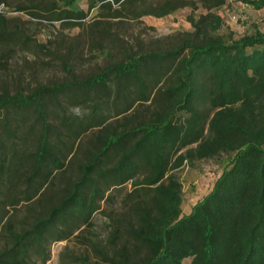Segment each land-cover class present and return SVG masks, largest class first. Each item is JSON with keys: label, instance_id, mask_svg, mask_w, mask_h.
<instances>
[{"label": "trees", "instance_id": "1", "mask_svg": "<svg viewBox=\"0 0 264 264\" xmlns=\"http://www.w3.org/2000/svg\"><path fill=\"white\" fill-rule=\"evenodd\" d=\"M241 2L264 10V0ZM227 5L0 0V44L16 34L7 9L79 28L97 66L67 84L0 93V264H46L50 245L71 239L86 252L60 264H264V30L225 37ZM187 8L190 30L175 45L135 48L111 29ZM222 154L229 167L182 215L177 172ZM126 186L121 211H108Z\"/></svg>", "mask_w": 264, "mask_h": 264}, {"label": "rangeland", "instance_id": "2", "mask_svg": "<svg viewBox=\"0 0 264 264\" xmlns=\"http://www.w3.org/2000/svg\"><path fill=\"white\" fill-rule=\"evenodd\" d=\"M227 3L221 12L225 22L222 30L225 37L228 38V34H231L233 39L238 40L255 30H264V10L255 11L241 0H227ZM80 7L86 9L83 2ZM3 10L7 30L16 34L11 43L0 44V93L6 91L10 94H29L38 87L67 84L72 78L83 79L96 72L97 66L90 59L85 39L78 38L79 28L66 29L58 23H37L24 13ZM199 12L196 11L195 15ZM190 13L187 8L163 19L143 17L128 23L113 20L111 29L135 48H153L157 41H161V45L166 47L169 44L175 45L178 35L190 30L186 20ZM93 17L95 11L90 12L86 22ZM98 65H102L101 60ZM70 112L84 114L85 109L72 107ZM232 159V154H222L214 159L196 161L177 172L182 185V215L188 214L192 206L211 191L214 182L229 167ZM128 190L129 186H126L115 192L114 202L106 207L107 210L119 213L122 199ZM25 211L21 205L17 212V221L23 217ZM93 222L99 238H104L107 233L105 218L96 215ZM84 237L88 235L84 233ZM49 250L50 260L46 264H60V255L63 253L81 255L86 252V248L73 239L53 243Z\"/></svg>", "mask_w": 264, "mask_h": 264}, {"label": "built area", "instance_id": "3", "mask_svg": "<svg viewBox=\"0 0 264 264\" xmlns=\"http://www.w3.org/2000/svg\"><path fill=\"white\" fill-rule=\"evenodd\" d=\"M2 7H0V10H1Z\"/></svg>", "mask_w": 264, "mask_h": 264}, {"label": "crops", "instance_id": "4", "mask_svg": "<svg viewBox=\"0 0 264 264\" xmlns=\"http://www.w3.org/2000/svg\"><path fill=\"white\" fill-rule=\"evenodd\" d=\"M189 214V213H188ZM187 215V214H186Z\"/></svg>", "mask_w": 264, "mask_h": 264}]
</instances>
